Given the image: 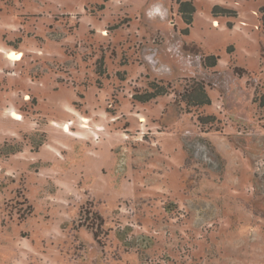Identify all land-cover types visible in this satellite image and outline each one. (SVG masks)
<instances>
[{
    "label": "rangeland",
    "instance_id": "obj_1",
    "mask_svg": "<svg viewBox=\"0 0 264 264\" xmlns=\"http://www.w3.org/2000/svg\"><path fill=\"white\" fill-rule=\"evenodd\" d=\"M192 5L0 0V264H264V0Z\"/></svg>",
    "mask_w": 264,
    "mask_h": 264
},
{
    "label": "trees",
    "instance_id": "obj_2",
    "mask_svg": "<svg viewBox=\"0 0 264 264\" xmlns=\"http://www.w3.org/2000/svg\"><path fill=\"white\" fill-rule=\"evenodd\" d=\"M176 4L178 6L177 7V13L180 16L182 22L187 26V28L183 31L184 34H185V33L188 32V27L191 26V24H192V20H193V15L195 13V9H194V7L192 5V0H176ZM215 10H217L216 6L213 8V14L214 15H215ZM224 12L226 14H232L230 11L225 10V9H224ZM259 14H260V18H261L262 28L264 30V7H261L259 9ZM209 60L211 62H209ZM216 60H217V57H215V56H210V57L206 58V61L209 62L208 63L209 66H216ZM239 71H241V70H239ZM161 93L150 94L149 96L145 97L144 99L142 98V99H136V100L144 103V102H147V101L151 100L155 96L161 95ZM162 94H164V92ZM193 104H195L196 106L209 105L210 101L205 96L204 101H198L197 103H193ZM260 106L264 107V96L261 97Z\"/></svg>",
    "mask_w": 264,
    "mask_h": 264
},
{
    "label": "bare ground",
    "instance_id": "obj_3",
    "mask_svg": "<svg viewBox=\"0 0 264 264\" xmlns=\"http://www.w3.org/2000/svg\"><path fill=\"white\" fill-rule=\"evenodd\" d=\"M20 54L19 53H15V52H10L8 53V58L12 61H18L20 59ZM13 118H19V116H17L16 114L12 115Z\"/></svg>",
    "mask_w": 264,
    "mask_h": 264
},
{
    "label": "clouds",
    "instance_id": "obj_4",
    "mask_svg": "<svg viewBox=\"0 0 264 264\" xmlns=\"http://www.w3.org/2000/svg\"><path fill=\"white\" fill-rule=\"evenodd\" d=\"M158 11H159L158 9L154 10L153 13H151L150 15H156V14H158Z\"/></svg>",
    "mask_w": 264,
    "mask_h": 264
}]
</instances>
